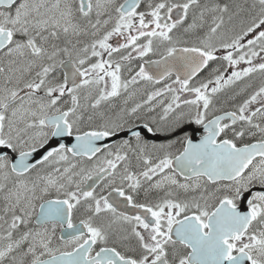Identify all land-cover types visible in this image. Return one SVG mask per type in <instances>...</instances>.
<instances>
[{"label": "snow or ice", "instance_id": "6c2138e0", "mask_svg": "<svg viewBox=\"0 0 264 264\" xmlns=\"http://www.w3.org/2000/svg\"><path fill=\"white\" fill-rule=\"evenodd\" d=\"M0 264H264V0H0Z\"/></svg>", "mask_w": 264, "mask_h": 264}]
</instances>
